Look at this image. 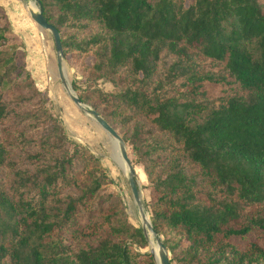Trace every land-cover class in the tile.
Returning <instances> with one entry per match:
<instances>
[{"label": "trees", "instance_id": "obj_1", "mask_svg": "<svg viewBox=\"0 0 264 264\" xmlns=\"http://www.w3.org/2000/svg\"><path fill=\"white\" fill-rule=\"evenodd\" d=\"M36 4L85 82L79 99L142 166L170 264H264V0ZM11 33L0 5V264H156Z\"/></svg>", "mask_w": 264, "mask_h": 264}, {"label": "rangeland", "instance_id": "obj_2", "mask_svg": "<svg viewBox=\"0 0 264 264\" xmlns=\"http://www.w3.org/2000/svg\"><path fill=\"white\" fill-rule=\"evenodd\" d=\"M1 1L4 4L0 3V5L9 18L12 30L9 35V43L17 45L18 54H22L18 62L24 64L27 70L30 71L34 84L42 93L47 108L59 118L67 135L89 148L99 158L101 165L111 179V182L107 185L108 188L119 194L129 222L136 227H141V217L127 182V172L121 164L119 150L115 151L113 146L114 139L90 115L80 110L67 95L61 80L57 76L56 52L52 36L48 30L41 29L30 18L26 8L27 3L32 0ZM63 62L68 70V81L71 87L73 84H76L79 88L84 87L85 82L76 67L64 57ZM95 86L103 91H112L113 89V86L103 79L98 80ZM72 89L78 95L79 91L73 87ZM116 132L119 134L117 130ZM125 144L127 155L136 170L141 196L145 204L149 200V192L145 187L147 180L142 166L135 161L131 146L126 142ZM0 176L3 181L7 180L4 176ZM146 213L150 218L148 210H146ZM146 239V245L139 250L150 253L151 248H157L156 242L151 236Z\"/></svg>", "mask_w": 264, "mask_h": 264}, {"label": "water", "instance_id": "obj_3", "mask_svg": "<svg viewBox=\"0 0 264 264\" xmlns=\"http://www.w3.org/2000/svg\"><path fill=\"white\" fill-rule=\"evenodd\" d=\"M36 11L29 10V16L30 18L43 30H48L52 36L55 52H56V65H57V74L59 79L61 80L62 84L64 85V88L66 90L67 95L69 96L70 100L82 111L90 115L96 123L104 129L112 138L117 142L118 150L120 154L121 160L124 162L127 172V182L133 197V200L138 208L141 222H142V232L145 235L146 238H149V236L153 237L156 242V252L153 248L149 250L151 254H153L154 259L156 260L157 264H170V258L168 251L166 247L164 246L162 240L160 237H158L152 227L150 218L148 217L145 207H144V201L141 196V191L137 179V174L134 166L131 163V160L129 159L127 155L126 150V144L122 137L116 132L112 126L108 124V122L93 108H91L89 105L83 103L77 94H75L74 90L71 87V84L66 82L64 78V74L62 71V65H63V49L61 46L60 41V34L58 30L43 16L42 11L36 4V0H32Z\"/></svg>", "mask_w": 264, "mask_h": 264}, {"label": "bare ground", "instance_id": "obj_4", "mask_svg": "<svg viewBox=\"0 0 264 264\" xmlns=\"http://www.w3.org/2000/svg\"><path fill=\"white\" fill-rule=\"evenodd\" d=\"M27 7V10L29 11V10H36V8H35V5H34V3H33V1H29L28 3H27V5H26ZM17 18V17H16ZM19 19V18H18ZM62 71H63V74H64V78H65V80H66V82L68 83V85H69V81H68V70H67V67H66V64L63 62V65H62ZM52 74V73H51ZM58 76V75H57ZM59 78V77H58ZM62 86H63V88H64V85L62 84ZM65 89V88H64ZM66 91V90H65ZM113 146H114V149H115V151H117L118 150V145H117V142L115 141V140H113ZM121 164H122V166H123V168H124V170H126V167H125V164H124V162H122L121 161ZM154 251L156 252V248L154 247Z\"/></svg>", "mask_w": 264, "mask_h": 264}, {"label": "crops", "instance_id": "obj_5", "mask_svg": "<svg viewBox=\"0 0 264 264\" xmlns=\"http://www.w3.org/2000/svg\"><path fill=\"white\" fill-rule=\"evenodd\" d=\"M2 5L4 4L3 1L0 2Z\"/></svg>", "mask_w": 264, "mask_h": 264}]
</instances>
